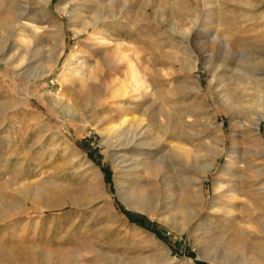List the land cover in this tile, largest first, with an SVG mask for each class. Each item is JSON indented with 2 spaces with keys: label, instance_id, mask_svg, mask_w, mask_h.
<instances>
[{
  "label": "rangeland",
  "instance_id": "obj_1",
  "mask_svg": "<svg viewBox=\"0 0 264 264\" xmlns=\"http://www.w3.org/2000/svg\"><path fill=\"white\" fill-rule=\"evenodd\" d=\"M185 1L0 0V264H264V175L244 159L229 166L230 220L212 204L227 154L203 197L179 155L209 161L219 136L243 146L236 128L250 131L251 118L222 98L254 107L259 86L245 89L223 43H264V0H207L212 22L200 20L203 0ZM173 2L199 14L189 37ZM73 54L88 66L83 85ZM130 63L147 88L133 90ZM259 129L246 140L264 149V118ZM187 193L189 223L172 209Z\"/></svg>",
  "mask_w": 264,
  "mask_h": 264
},
{
  "label": "bare ground",
  "instance_id": "obj_2",
  "mask_svg": "<svg viewBox=\"0 0 264 264\" xmlns=\"http://www.w3.org/2000/svg\"><path fill=\"white\" fill-rule=\"evenodd\" d=\"M47 1L48 0H45L46 3H47ZM186 1H188V3H189V0H186ZM186 1H185V3H186ZM203 1H204V3H203V8H202V14H201L203 16V18L200 20H204V18H206L207 20L211 19V22H212V18L214 16L213 12L211 11L212 9L211 10L207 9V7L209 6V5L206 6L207 0H203ZM188 3H186V4H188ZM201 3H202V1H201ZM172 5L175 7V10L173 11L174 12V19L172 21L171 20L170 21L172 22V24L173 23L180 24V22H186L187 25L181 27L179 30H180V32L182 31L183 34H186L187 37H189L191 32H193L195 22L197 20H199V14L197 16L195 10L194 9L192 10V7H189V6H188V8H186V6H180L179 7V6H177V4H175L176 5L175 6L174 2L172 3ZM26 9H27L26 7L20 6V7H18V10L16 12V23L15 24H16V26L18 25L20 28L25 27V25L23 23H21V20H22V18L25 17L24 12ZM25 14H26V12H25ZM188 23H189V25H188ZM42 29L46 31L45 28H42ZM208 34H209V36L212 37V39H216L218 37L216 32L209 31ZM223 44H224V47H227V49H230V51L233 54H235L236 57H238L240 59L239 67L235 68V69H236V71L241 72V73H239V78H240L241 82L244 83L245 89H247V87L249 86V83H252V84L256 83L259 86V90H258L259 94L255 95V98H253V103L255 104L254 107L253 106H249V107L248 106L247 107L242 106V107H240V106H238V104L236 102H234L226 94H225L226 95L225 97L223 95L224 98L221 97L225 102H228L227 104L233 109L234 118L240 119L243 115L249 116L251 118L250 119V124H251L250 125V131H248V130L245 131L243 128H240L239 125H238V128H236L237 129L236 132L239 131L240 133L243 134V135L241 134L242 138H244L243 139L244 144L242 147H239L240 145H238L237 147H232V148L228 149L226 146H221V143L225 141V137L219 136L218 137L219 142L216 144L213 143L212 156H211V160H209V161L200 162L198 159L195 158L194 164L193 163L191 164L188 159L183 157V154H179V155L182 158V160L184 161L185 165L191 166L195 172V175L193 177H192V175H191V177L188 176V178L185 179V181H187V182L189 181V183H192L193 185L196 186V188H198V189H196V188L194 189V193H196L195 195H197V197H199V196L203 197L205 195V193L203 191L202 181L206 178L207 172L210 171L209 169L215 164L216 157L218 155L222 154L223 152H225V154H227V157H228V163L227 164H230V165L227 166V164H226V166L221 171L222 174L215 179V182L213 184V189H214V194H215L214 199L219 198V202L215 201L212 204L215 206L218 205L219 206V209H218L219 212L220 211L223 212L228 217V219L234 220L237 218V216L233 213V209H232V207H230V199H228V198H235L236 193H235V189H232V188H230V186H228V184H229V183H227L228 180L226 182V177L229 178V182H230V177L232 176V174L230 173L231 169L229 166H231V167L233 165L236 166L237 165L236 163H238L242 159H244V161H245L244 166L250 167L252 169V171L254 173H256V176H254V177H257L259 175L260 176L264 175V165H259L258 162H256V160H255V158L257 156H260L261 154L264 153V149H263L262 145H260L261 144L260 141H258V139H254V140H250V141L246 140V139H249L248 137L255 136L257 134L261 135V132L259 129V124L261 122V119L264 118V85H261L262 83H260V82L262 81L261 75L264 74V68H262V64H261V67H258L257 65L255 66L254 65L255 61L253 63V62H251V60H252V58L254 60L255 56L259 57V59L261 58V60L262 59L264 60V43L261 45L256 44V45L251 47V45H248L247 42L234 40L230 45L231 48L227 45V43H223ZM250 44H252V43H250ZM73 55H74L73 57L76 58L72 61V62H76L75 63L76 65L74 64L73 69L79 75L80 84L83 85L85 83V80L88 77V75H87L88 70L86 71V67H88V66L85 64V61L84 62L81 61L84 58H82L80 61H78L77 60L78 56L76 57L75 54H73ZM251 71H253V74L250 75L249 72H251ZM130 73H131V76L134 79V83H135V86L133 85L134 86L133 90L139 91L142 89V87L147 88V85H144L142 82L143 81L142 74L139 73V70L137 69L136 66H134V64L133 65L131 64ZM120 89H121L120 86L115 87L111 91L113 93V96L117 95L119 93ZM250 91H252V89ZM145 93H146V91H145ZM243 93L246 94V92H243ZM246 95H248V94H246ZM237 121H239V120H235V122H237ZM237 124H238V122H237ZM125 133H126V131L125 132H122V131L116 132V135L120 137L122 135H125ZM248 133H249V135H247ZM134 140H138V139L133 137V139H131L129 143H132ZM254 143L256 145H258L259 147H261V149H259V150L255 149L253 147ZM180 152H182V151H180ZM181 158H179V159L181 160ZM237 168H239V167H237ZM122 188H124V187H122ZM261 189H263V191H264V188L262 186H261ZM120 192H121V190H120ZM121 194H124V193H121ZM127 194H129V197H130L131 193L128 192ZM123 197L127 198L126 195H124ZM147 198H148V196H146L145 198L143 196V199H140L138 201L137 207L143 206V204ZM193 199H194L193 196L190 193H187V194H185L184 200H182L183 201L182 203L179 201L173 202L174 205L172 206V209H173L174 214L177 217L183 218L185 221L187 220V223H189L191 220H194L198 216L197 211H195L194 213H191V212H189V209H188V206H189L188 204L192 203L191 201ZM195 215H196V217H194ZM261 232H262V234H264V228L261 229ZM261 245L264 248V242ZM262 254L264 256V251L262 252ZM165 256H166V258L169 257L168 251L165 253ZM186 262L188 264H191L192 260L189 259V260H186Z\"/></svg>",
  "mask_w": 264,
  "mask_h": 264
}]
</instances>
